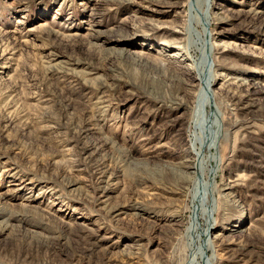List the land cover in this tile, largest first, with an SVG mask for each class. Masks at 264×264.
<instances>
[{
	"label": "rangeland",
	"instance_id": "obj_1",
	"mask_svg": "<svg viewBox=\"0 0 264 264\" xmlns=\"http://www.w3.org/2000/svg\"><path fill=\"white\" fill-rule=\"evenodd\" d=\"M195 4L0 0V264H264V0ZM191 57L216 79L207 187L179 166Z\"/></svg>",
	"mask_w": 264,
	"mask_h": 264
},
{
	"label": "bare ground",
	"instance_id": "obj_2",
	"mask_svg": "<svg viewBox=\"0 0 264 264\" xmlns=\"http://www.w3.org/2000/svg\"><path fill=\"white\" fill-rule=\"evenodd\" d=\"M197 2H198V4H199V0H196V6H198L197 5ZM203 7V6H202ZM209 11V10H208ZM189 12V9H188V11H187V15H186V19H185V22H186V24H187V30L186 29H183L182 31L186 34V35H184V36H188V38H189V41L192 43L191 45L194 47V51H195V57H197L198 56V52H199V42L202 44V46H204V40H203V37H204V34H202L201 33V31H199V30H197V34H198V36H199V38H198V40H197V43H195L196 41H194V39L193 40H191V38H190V36H189V31H188V24L192 21V20H195L196 21V16L194 17V14H193V12L191 13H188ZM204 16H205V21H207L208 19H209V17H208V15H207V12L206 13H204ZM194 21V22H195ZM195 26V25H194ZM198 27V26H197ZM200 28V27H199ZM212 32V31H211ZM210 32V34L207 36V38L209 37V41H207L206 43V45L208 46L207 47V49H208V51L209 52H211V51H213L214 50V47L216 46V45H214L213 43H212V41L214 40V36H213V34ZM204 33V32H203ZM201 39V40H200ZM209 42V43H208ZM210 42H211V44H210ZM192 48V47H191ZM203 49L202 50H204V47H202ZM204 54V53H203ZM192 58L191 57V59L192 60H190V65L191 66H189V65H184L185 67H187V68H189L190 70H193L194 71V73H195V71H196V68H194V64L196 63V58ZM202 62H204V61H202V59L198 62V63H196V65H197V70L199 69V71L201 72V73H197L195 76H193L192 74H190V73H187V74H185V76L186 77H189V78H192V79H190L189 81H187L186 83H184V87H187V89L185 90V89H183L184 90V94H185V96H189L190 94H191V91L192 90H190V89H192V88H194L195 87V85H194V83L196 84L197 83V87H196V95H195V98L193 97V100L195 99V103L198 105L197 107H195V109L196 108H198V111H197V116H196V119H195V121H194V116H192V121H194V122H191V124H192V127H191V132H188L189 134L187 135V138L183 141V146L184 147H187L188 149V151L186 152V155H185V157L187 158V159H185V161L184 162H182L181 164H179V166L180 167H183V168H189L190 166H191V163H192V166L191 167H193L192 169L193 170H195L196 171V173L200 176V177H202V182H203V185H204V187H207V178H209V175H208V173H211L210 172V170H209V164L211 163V161L213 160V158H214V155H212L211 153H212V151H213V146L211 147L210 145H209V140H210V136L211 135H213L214 136V134H216V128L214 127L213 128V125H214V123H212L211 122V120H210V112H209V106L211 105H209L208 104V102H209V99H207L206 98V100L208 101H206V102H204L203 101V98H204V95H205V97H206V93H208V92H206L205 90H207L208 88H209V86H212L213 84H214V82H216V79L211 75V74H209L210 72H208V73H206V74H208L207 76H205L204 75V67H203V64H202ZM205 64V63H204ZM164 67V66H163ZM181 67H182V65H181ZM191 72V71H190ZM179 81V80H178ZM181 84H183V81L181 80V81H179ZM173 83V82H172ZM180 88V87H179ZM182 89V88H181ZM181 91V90H180ZM211 92H212V94H213V91L211 90ZM193 94V93H192ZM191 94V95H192ZM211 94V95H212ZM211 95H210V97H211ZM183 97V96H182ZM62 98V97H61ZM230 99H232V98H230ZM68 100V99H67ZM229 100V99H228ZM236 100V99H235ZM109 101V100H108ZM230 101V100H229ZM231 102V101H230ZM233 102V101H232ZM236 102V101H235ZM111 103V102H110ZM210 103V102H209ZM183 104V103H182ZM236 104H238V103H236ZM235 104V105H236ZM241 104V103H240ZM110 106V105H109ZM238 106V105H237ZM242 106V105H241ZM247 106V105H246ZM211 107H213V106H211ZM234 107V106H233ZM69 108V107H68ZM202 108H205V113H203V114H205V115H203L202 117H201V123H200V125L197 123V121H200V117H199V114H200V112H201V109ZM214 108V107H213ZM236 108L234 107V110H235ZM193 112H194V110H192ZM217 111V110H216ZM192 112V113H193ZM217 113V112H216ZM194 114V113H193ZM194 115H196V114H194ZM216 115V114H215ZM214 115V116H215ZM65 117V116H64ZM199 118V119H198ZM89 120V122H91L92 120H93V118H89L88 119ZM210 120V128L208 129V130H205V127H204V125H205V123L207 124V122ZM178 121H179V118L178 117H176V119H171V120H169L167 123H166V126H170V127H172V126H175V125H177V123H178ZM87 123V122H86ZM82 124V123H81ZM181 125V124H180ZM82 127V126H81ZM207 127V126H206ZM188 128V127H187ZM184 129V128H183ZM220 129V128H219ZM86 130V129H85ZM188 130V129H187ZM83 131V130H82ZM178 131H179V136L180 135H182L183 136V134H182V132H183V130L180 128V129H178ZM193 131V132H192ZM208 131V132H207ZM74 132V131H73ZM86 132H88V130L87 131H85V134H86ZM202 132H203V134H205L206 135V137H205V139H202ZM207 132V133H206ZM220 132H223V131H220ZM185 133V132H184ZM224 133V132H223ZM181 136V137H182ZM224 136H225V133H224ZM176 137H177V135H176ZM214 138H215V136H214ZM217 138H218V135H217ZM106 140V139H105ZM183 140V139H182ZM205 140H206V142H205ZM148 141V140H147ZM216 142H217V139H216ZM100 143V146L101 147H103V146H105V145H107L108 143L106 142V141H102V142H99ZM216 145V144H215ZM186 149V148H185ZM201 149H203V150H201ZM208 152V153H207ZM209 152H210V156H211V158H209L208 159V155H209ZM261 162V161H260ZM259 162V163H260ZM263 166V165H262ZM261 169V168H260ZM214 172V171H213ZM263 173V172H262ZM260 174V173H259ZM258 174V175H259ZM176 176V175H175ZM194 176V177H193ZM192 177H193V181H194V184H195V186L197 185V183H196V178H195V175H192ZM197 177V176H196ZM104 178V176H100L99 177V179L101 180L100 181V183H103V181H102V179ZM182 178L183 177H181L180 175H177L176 176V180L178 181V180H180V181H182ZM198 178V177H197ZM173 179V178H172ZM174 179V180H175ZM184 180V179H183ZM260 181V180H259ZM183 182V181H182ZM259 184V183H258ZM264 185V184H263ZM225 187H227V188H229V189H232V188H234V186L233 185H231L230 183L229 184H226V185H224ZM194 187V186H193ZM197 187V186H196ZM198 188V187H197ZM207 190V189H206ZM205 191V190H204ZM194 193V192H193ZM205 194V193H204ZM194 195H196L195 193H194ZM193 199H194V196H193ZM203 200V199H202ZM131 203V202H130ZM132 204V203H131ZM204 207H205V204H204ZM206 209L205 208H199V210L197 211L198 212V215H197V212L195 211V216H193V222H195V223H193L192 224V220H190V222H188L189 223V225L191 226L190 228H191V230H192V232H193V235L195 236V239H197V241L199 240V239H201L202 240V243H203V245L206 247L205 248V250H211L212 252H215L214 251V246H213V244H212V241H210L209 240V238H208V236H207V232H208V227L210 226V224L213 222L211 219H210V217L208 218L207 217V212L205 211ZM203 217V220L206 222L205 224H204V229H202V227L201 226H199L200 225V222H201V218ZM189 225H187V228H186V230L187 231H189L188 229H189ZM211 227V226H210ZM198 229H200V232H202V233H198ZM3 231V230H2ZM190 237V236H189ZM50 239H52V238H50ZM48 240V239H47ZM194 241V240H193ZM48 242V241H47ZM82 242H85V241H82ZM44 243V242H43ZM55 243V242H54ZM76 244H80L81 243V241H76L75 242ZM47 244V243H46ZM51 244H53V243H51ZM87 244V243H86ZM85 243L83 244V245H86ZM88 246H87V249L85 250V252H84V250H83V252L87 255H91V253L93 252L92 251V244L90 245V244H87ZM48 246L49 247H51L49 244H48ZM76 246V245H75ZM77 246H79V245H77ZM202 245H198L197 246V248H198V252L200 251V247H201ZM89 247V248H88ZM78 248V247H77ZM84 249V248H83ZM82 251V250H81ZM216 253V252H215ZM214 253V254H215ZM78 254H80V253H78ZM213 254V255H214ZM84 256V255H83ZM82 256V257H83ZM196 257V256H195ZM200 257V256H199ZM199 259V258H198ZM213 260H214V256H212L211 258H209V259H207V262H206V264H212V262H213ZM195 261H197V259L195 260ZM91 262V261H90ZM88 264H90L89 262H88ZM100 264V263H99ZM195 264H199L198 262L197 263H195Z\"/></svg>",
	"mask_w": 264,
	"mask_h": 264
},
{
	"label": "water",
	"instance_id": "obj_3",
	"mask_svg": "<svg viewBox=\"0 0 264 264\" xmlns=\"http://www.w3.org/2000/svg\"><path fill=\"white\" fill-rule=\"evenodd\" d=\"M205 49H206V51L208 52V50H207V46L205 45Z\"/></svg>",
	"mask_w": 264,
	"mask_h": 264
}]
</instances>
